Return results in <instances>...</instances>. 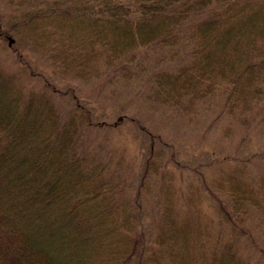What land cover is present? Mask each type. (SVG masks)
I'll list each match as a JSON object with an SVG mask.
<instances>
[{
  "label": "trees",
  "instance_id": "16d2710c",
  "mask_svg": "<svg viewBox=\"0 0 264 264\" xmlns=\"http://www.w3.org/2000/svg\"><path fill=\"white\" fill-rule=\"evenodd\" d=\"M119 86L249 125L264 0H0V264H264V150L182 164L151 135L136 173L108 144L126 106L98 113Z\"/></svg>",
  "mask_w": 264,
  "mask_h": 264
},
{
  "label": "rangeland",
  "instance_id": "374dc122",
  "mask_svg": "<svg viewBox=\"0 0 264 264\" xmlns=\"http://www.w3.org/2000/svg\"><path fill=\"white\" fill-rule=\"evenodd\" d=\"M74 85L82 101L98 105L99 96L94 92L95 86L92 83ZM135 89L137 88L125 90L119 86L110 102L105 103L106 108H100L98 113L106 111L99 118L107 123H114L125 109L122 107L126 106L127 117H122L124 120L121 126L110 131L108 144L126 148L131 161L135 162L136 173L151 145V135L154 137L155 147L164 144L168 147L167 153L172 148L182 164H204L213 158L212 155H232L239 151L244 156L259 149L264 150V110H255L250 115V124L244 125L225 114L222 107L224 95L219 93L202 99L196 112L186 114L168 108L152 107L144 99L133 95ZM101 105L104 106L102 103L98 106ZM128 115L139 119L144 127L131 121ZM225 130L229 131L228 135ZM172 169L175 171L173 166Z\"/></svg>",
  "mask_w": 264,
  "mask_h": 264
}]
</instances>
